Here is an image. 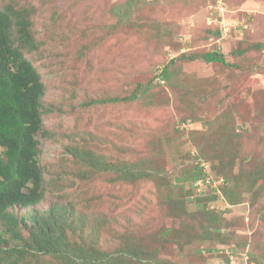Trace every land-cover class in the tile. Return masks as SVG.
I'll return each instance as SVG.
<instances>
[{"label":"rangeland","instance_id":"rangeland-1","mask_svg":"<svg viewBox=\"0 0 264 264\" xmlns=\"http://www.w3.org/2000/svg\"><path fill=\"white\" fill-rule=\"evenodd\" d=\"M8 1L0 0V6ZM12 1L31 9V31L38 43L35 50L25 51V56L45 85L42 116L45 127L52 132L41 141L46 193L38 207L46 209L52 202L66 200L83 202L95 194L102 197L100 204L105 212L117 205L116 212L132 220L129 225L124 220L118 222L120 232L127 231L132 241L148 237L159 226L176 227L180 223L178 216L167 213L164 204L177 188L164 186L158 175L157 182L138 179L133 185L95 184L87 182L92 180L89 177L80 178L79 167L72 162L65 145L72 133L82 130L91 143L88 148L94 145L112 160L114 151L124 146L128 150L126 157L138 164L148 157L147 149H154L161 142L172 163L177 164L181 152L175 155L174 147L166 140L180 142L183 152L194 150L190 139L194 129L206 131L203 123L211 120L213 130L220 124L216 122L217 115H231L236 124L249 130V137L242 140L243 154L264 163V0H140L130 17V22H136L131 29L122 28L110 13L112 5L124 0ZM216 28L219 36L211 34ZM248 43H262V47L247 51L244 57L232 54L233 49L246 48ZM211 49H218L227 61L238 62L243 69L201 60L185 62L179 79L185 78L191 85L199 83L194 93L182 95L181 90L180 97L160 83L150 90L156 106L154 97L150 100L148 95L132 106L98 104V98L107 93L127 89L136 80H147L179 52ZM184 119L189 125L183 127L180 135L169 138ZM164 158L158 156V161ZM172 163L164 162L171 178L176 174ZM238 167L235 161L227 165L231 174H239ZM246 172L244 169L239 183L246 182ZM60 174L64 175L63 188L57 178ZM239 190L242 191L241 186ZM209 192L207 188L205 195ZM240 200L232 205L221 200L211 203L210 208L220 210L224 219L219 236L228 239L227 246L209 241L219 248L220 254L210 256L203 251L197 255L195 248L208 245L201 241L183 246L170 241L155 256L152 249L158 244L149 240L150 260L186 264L187 258L196 264H241L250 255L252 263L264 264V179L258 178L250 192H241ZM12 210L18 214L24 211ZM186 211L193 230L199 231L202 219L194 203H189ZM99 239L103 248L104 244L109 247L118 241L105 232ZM230 248L248 254L234 255ZM227 254H231L233 262L225 261ZM13 258L12 255L4 264H58L54 257L41 254L31 261L27 256L17 262Z\"/></svg>","mask_w":264,"mask_h":264},{"label":"trees","instance_id":"trees-1","mask_svg":"<svg viewBox=\"0 0 264 264\" xmlns=\"http://www.w3.org/2000/svg\"><path fill=\"white\" fill-rule=\"evenodd\" d=\"M139 2L124 0L111 6L110 13L122 28H135L136 22H130V17L139 7ZM30 13L29 7L12 0L0 6V264H4V261L8 263L12 255L14 262H17L26 256L31 261L36 254L52 256L58 264H172L158 259L150 260L149 240L158 244L152 249L155 256L170 241L179 246L201 241L208 245L195 248L197 255L200 256L203 251L210 256L220 254L219 248L211 246L209 241L227 246L228 239L219 236V226L224 224V219H221L220 210L210 208L211 203L218 200L228 205L239 203L241 192H250L258 178L264 179V163L260 164V158L243 154L242 140L249 137V130L236 124L231 115H217L215 121L220 124L213 130L211 120L203 119V126L207 130L194 129L190 134L194 150L183 152L178 146L180 142L166 140L174 147L172 152L175 155L181 152L177 156V164L172 163L161 142L154 145V149H147L148 157L142 158L138 164H132L126 157L128 150L124 146L114 151L113 160L100 154L94 145L88 148L87 145L91 143L86 139L84 130L72 133L70 142L65 145L72 162L79 167L77 175L92 179L87 182L133 185L138 179L157 182L158 175L164 186L177 188L175 195L164 202L167 213L180 219L176 227L162 225L148 237L132 241L130 235L125 233L127 231L120 232L122 230L118 229L121 220L128 225L132 220L116 212L119 209L117 205L105 212L100 204L102 197L95 194L83 202L66 200L52 202L46 209L38 207L46 193L40 160L41 141L52 132L45 127L42 116L45 85L38 70L25 56V51L35 50L38 43L31 31ZM211 34L219 36L220 31L216 28ZM261 47L262 43H248L246 48L233 49L232 54L244 57L247 51ZM195 60L243 69L238 62L227 61L218 49L186 50L162 63L147 80H136L127 89L107 93L98 98V104L132 106L148 95V99L154 97L156 106L158 103L150 90L160 83L177 95H181V90L182 95L194 93V89L200 87L199 83L191 85L185 78L179 79V76L183 63ZM189 116L195 120L193 114ZM187 125L188 119L182 120L169 138L180 135ZM261 143L264 145V135ZM158 156L165 158L158 161ZM169 161L176 173L173 178L166 168ZM231 161L239 166V174H231L227 168ZM244 169L247 180L239 183ZM62 176L60 174L57 178L63 188L65 182H62ZM217 177H223L230 183L212 187L207 180ZM74 183L70 182V185ZM207 188H210V192L205 195ZM104 201L102 203L106 205ZM189 203H194L195 211L202 219L199 231L193 230L190 217L186 216ZM15 208L24 211L18 214L12 210ZM103 232L118 241L109 247L104 244L103 248L99 239ZM231 252L241 257L248 254L245 251ZM248 256L241 264H258L252 263V258ZM186 261V264H196L191 259L186 258ZM225 261L233 262L231 254L226 255Z\"/></svg>","mask_w":264,"mask_h":264},{"label":"clouds","instance_id":"clouds-1","mask_svg":"<svg viewBox=\"0 0 264 264\" xmlns=\"http://www.w3.org/2000/svg\"><path fill=\"white\" fill-rule=\"evenodd\" d=\"M215 180L217 181L216 184L214 182ZM207 182L211 183L212 187H218L219 184H225L227 182V180H224L223 177H217V178H210V179L207 180Z\"/></svg>","mask_w":264,"mask_h":264}]
</instances>
